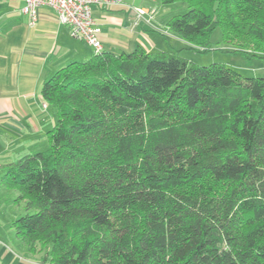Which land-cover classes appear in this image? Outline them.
<instances>
[{
  "label": "trees",
  "instance_id": "16d2710c",
  "mask_svg": "<svg viewBox=\"0 0 264 264\" xmlns=\"http://www.w3.org/2000/svg\"><path fill=\"white\" fill-rule=\"evenodd\" d=\"M186 3L166 31L211 29L264 55V0ZM47 146L8 164L15 236L45 264H264V77L178 50L100 51L41 85Z\"/></svg>",
  "mask_w": 264,
  "mask_h": 264
},
{
  "label": "crops",
  "instance_id": "0c3cea01",
  "mask_svg": "<svg viewBox=\"0 0 264 264\" xmlns=\"http://www.w3.org/2000/svg\"><path fill=\"white\" fill-rule=\"evenodd\" d=\"M23 3L0 0V264H45L15 236L12 221L22 203L16 202L18 193L5 176L8 164L47 146L46 133L55 117L41 96L43 81L68 62L95 53L90 44L70 35L52 7L40 6L30 24ZM138 6L143 7L136 0H123L117 6L92 7L101 51L128 52L141 45L148 51L178 50L189 59L183 53L191 45L165 30L166 16L157 17L145 6L147 13L137 18Z\"/></svg>",
  "mask_w": 264,
  "mask_h": 264
},
{
  "label": "rangeland",
  "instance_id": "374dc122",
  "mask_svg": "<svg viewBox=\"0 0 264 264\" xmlns=\"http://www.w3.org/2000/svg\"><path fill=\"white\" fill-rule=\"evenodd\" d=\"M145 1L136 0V3L142 4L143 7L147 6L152 12L155 13L157 17H160V15H164L166 16V18H168L172 15L181 14L187 10L186 3L181 1H176L169 4H160L156 0H147V2L150 3H146ZM207 48V51L184 49L183 54L189 56V59L191 61L199 65H208L213 62H219L237 71L242 76L264 77V55L252 56L248 53L235 51V47L225 43L222 40L221 32L218 27H213L211 29L209 44ZM19 206L21 208L20 215H22L25 213L23 204H20ZM8 207L10 206H4L3 208ZM16 208H18V205H16Z\"/></svg>",
  "mask_w": 264,
  "mask_h": 264
},
{
  "label": "built area",
  "instance_id": "2783aa9c",
  "mask_svg": "<svg viewBox=\"0 0 264 264\" xmlns=\"http://www.w3.org/2000/svg\"><path fill=\"white\" fill-rule=\"evenodd\" d=\"M122 3L123 0H24L21 10L28 16L30 24H33L40 6L52 7L59 22L68 27L70 35L90 44L95 53H98L101 51L100 27L93 16L92 7L117 6ZM134 9L137 18H142L147 13L143 7Z\"/></svg>",
  "mask_w": 264,
  "mask_h": 264
}]
</instances>
